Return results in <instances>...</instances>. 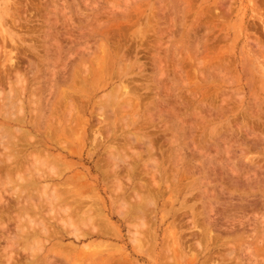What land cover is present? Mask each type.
Instances as JSON below:
<instances>
[{
	"label": "rangeland",
	"instance_id": "1",
	"mask_svg": "<svg viewBox=\"0 0 264 264\" xmlns=\"http://www.w3.org/2000/svg\"><path fill=\"white\" fill-rule=\"evenodd\" d=\"M249 1L0 0V96H3L0 97V109L8 102L9 95L19 94L28 114L27 121L39 126L42 132L52 120L50 103L60 99L65 91L77 93L74 102L80 112L85 114H82L81 127L78 125L71 139H80L83 145L76 149L80 153L78 157L63 159L69 165H77L71 170L67 169L69 171H65L64 176L81 172L89 178L98 197H101L98 200L91 199L90 202L101 205L108 215V228L111 226L114 229L109 228L112 231L108 238L87 237L77 241L74 237L76 227L80 231H86L88 227L77 220L73 221V226L62 224V217H67L62 215V211H57L59 214H56L54 207L55 211L53 209L47 213L49 211L45 208L41 215L49 224L50 234H40V229V233L32 232L38 225L32 230L28 229L32 223L39 224L37 219L44 220L38 218L40 215L34 217V213L30 212V218L33 216L34 220L32 219L31 224L26 221L27 226L24 224V229L26 226L30 236L25 235V231L22 232L23 235L19 232L23 237L21 239L16 235L19 231L16 227L19 212L13 209L14 211H7L11 214L9 216L0 215V264H112L110 259L119 252L118 247L129 259L139 264H264V0ZM31 3L39 7L38 11L42 9L41 13L37 12L40 17L30 16L34 11ZM10 54H13L18 63L22 61L20 71L26 76V90L20 88L22 84L20 81L16 82L15 72L9 70L7 57ZM28 59L35 61V66L28 68ZM119 63L127 65V70L120 72L123 83L134 93L128 95L133 97L130 100L133 104L129 101L130 108L117 104L113 107L114 110L103 107V114L108 116L106 121L108 124L112 123L111 128L115 133L99 148V135L96 134L95 141H91L92 135L89 128L86 130L84 122L86 117L88 123L90 120L91 124L96 122L97 109L112 87L106 85L105 89L104 83L102 86V83L98 84V77L94 79L90 73L94 68L98 69L105 64L108 75L104 72L103 76L104 80H108L111 74L109 72L113 70V67L110 70V65ZM30 68H33V73ZM4 72H10V81L13 83H7ZM57 76L64 82L54 84L51 79H57ZM88 80L93 85L101 86L95 94L90 95L91 84ZM36 100L39 102L36 103ZM98 111L101 112L99 109ZM173 112L177 114L174 115ZM175 116L177 117L174 118ZM122 118L129 122L127 127L123 125ZM175 121L179 123L177 131L172 124ZM1 124L5 125L2 117ZM132 135L146 139L145 142L150 141V155H147L146 144L140 145ZM101 137H104V132ZM124 138L129 139L130 144L122 145L121 139ZM106 145H109L108 151L112 149L110 153L123 156L130 165L133 166L138 161L133 168L135 171L131 174L121 171L118 178L111 176L105 179L96 164L106 155ZM97 147L99 149L96 151ZM138 149L142 153L140 160L133 153L136 150L139 152ZM92 151L95 152L91 153ZM151 157L154 160L156 158L155 162L160 164L157 165L159 167H155L156 163L151 161ZM33 164L35 169L46 170L45 165ZM119 165L122 166L123 163L119 162ZM28 168L34 172L31 164ZM152 175L158 184L151 181ZM128 176L132 178L130 182ZM117 180L119 184L123 182V188L120 187L123 190L125 187L124 192L119 190ZM12 185L14 183L10 184L11 188L6 186V192L1 190L3 197L10 199L7 207H12L15 202L11 201V198H15L11 192ZM146 186L150 189L147 190ZM34 189L28 194L32 193L31 197L36 199L41 188ZM136 190L138 193L141 191L142 195L149 191L150 196L152 195L149 199H155V204L146 211L145 227L139 226L145 243L142 242L143 247L140 245V248L131 238L135 232L134 220L128 217L121 221L117 212L119 202L125 199L133 202ZM87 193L82 191V195ZM58 206L60 204L56 208ZM52 212L59 216L52 217ZM194 220L199 221L200 229L205 225L209 231L208 239H202L200 248L196 246L193 235L200 230L191 229V221ZM4 225H7L6 231L2 230ZM71 227H75V230L70 229ZM36 228L34 231H38ZM8 234L16 235L15 241L7 242ZM32 235L36 238L38 236L37 239L33 238L37 241H32ZM173 239L176 244L172 242ZM94 244L103 246L98 248ZM230 250L231 255L227 253Z\"/></svg>",
	"mask_w": 264,
	"mask_h": 264
},
{
	"label": "bare ground",
	"instance_id": "2",
	"mask_svg": "<svg viewBox=\"0 0 264 264\" xmlns=\"http://www.w3.org/2000/svg\"><path fill=\"white\" fill-rule=\"evenodd\" d=\"M30 1V0H29ZM34 1V0H33ZM88 1V0H87ZM235 1V0H234ZM249 1V0H248ZM83 2V1H82ZM151 2V1H150ZM185 2V1H184ZM250 2V1H249ZM252 2V0H251ZM261 2V1H260ZM33 3V2H32ZM31 3V8H33L34 11L31 12L30 16H33V18H37V17H40V11H38V8L39 7H36L34 6V4ZM35 3V2H34ZM189 3V2H188ZM187 3V4H188ZM228 3V2H227ZM264 3V2H263ZM26 4V3H25ZM37 4V3H35ZM221 4V3H220ZM236 4V3H235ZM234 4V5H235ZM245 4V3H244ZM250 4V3H249ZM195 5V4H194ZM226 6V5H225ZM255 6V5H254ZM253 6V7H254ZM263 6V5H262ZM51 7V6H50ZM56 7V6H55ZM160 7V6H159ZM158 7V8H159ZM164 7V6H163ZM166 7V6H165ZM184 7V6H183ZM222 7V6H221ZM227 7V6H226ZM252 7V8H253ZM256 7V6H255ZM41 8V7H40ZM195 8V7H194ZM230 8V7H229ZM228 8V9H229ZM20 9V8H19ZM160 9V8H159ZM162 9V8H161ZM222 9V8H221ZM232 8H230V11H231ZM235 9V8H234ZM227 10V9H226ZM246 10V9H245ZM252 10V9H251ZM46 11V10H45ZM62 10H60L61 12ZM235 11V10H233ZM26 12V11H25ZM37 12H40L39 14ZM54 12V11H53ZM161 12V11H160ZM164 12V11H163ZM213 12V11H212ZM232 12V11H231ZM22 13V12H21ZM19 13V15L21 14ZM37 13V15H36ZM62 13V12H61ZM60 13V14H61ZM218 14V12H216ZM233 13V12H232ZM231 13V14H232ZM245 13V12H244ZM254 13V12H253ZM139 14V13H138ZM161 14V13H160ZM214 14V13H213ZM216 14V15H217ZM228 14V13H227ZM256 14H258L256 12ZM24 15V14H23ZM39 15V16H38ZM179 15V14H178ZM25 16V15H24ZM79 16V15H78ZM76 16V17H78ZM136 16V15H135ZM172 16V15H171ZM213 16V15H212ZM220 16V15H219ZM223 16V15H222ZM243 16H246V15H243ZM255 16V14H254ZM146 17V16H145ZM215 17V16H214ZM221 17V16H220ZM262 17V16H261ZM264 17V15H263ZM136 18V17H135ZM134 18V19H135ZM159 18V16L157 17ZM172 18V17H171ZM217 18V17H216ZM228 18V17H227ZM47 19V18H46ZM151 19V18H150ZM155 19V18H154ZM168 19V18H167ZM262 19V18H261ZM67 20V18H66ZM70 20H71V17H70ZM53 21V20H52ZM75 21V20H73ZM172 21V20H171ZM48 22V21H46ZM66 22V21H65ZM155 22V21H154ZM186 22V21H185ZM243 22V21H242ZM60 23V22H59ZM174 23V22H173ZM69 24V23H68ZM135 24V23H134ZM153 24V23H152ZM156 24V23H155ZM169 24V23H167ZM222 24V23H221ZM246 24V23H245ZM151 26V25H150ZM70 27V26H69ZM73 27V26H72ZM138 27V26H137ZM155 27V26H153ZM151 27V28H153ZM165 27V25H164ZM224 27V26H223ZM226 27V25H225ZM167 28V26H166ZM171 28V27H170ZM169 28V29H170ZM136 29V28H135ZM159 29V28H158ZM162 29V27H160V30ZM46 30V29H45ZM152 30V29H151ZM174 30V29H173ZM170 31V30H169ZM34 32V31H33ZM159 32V30H158ZM157 32V33H158ZM162 33V32H161ZM164 33V32H163ZM167 34V33H166ZM244 34V33H243ZM163 36V35H162ZM55 38V37H54ZM71 38V37H70ZM12 39V38H11ZM37 39V38H36ZM150 39V38H149ZM157 39V38H156ZM169 39V38H167ZM23 40V39H22ZM159 40V39H157ZM243 40V39H242ZM76 41V40H75ZM160 42V41H159ZM238 42V41H237ZM55 43V42H54ZM162 43V42H161ZM161 43H159L161 45ZM260 43V42H259ZM58 44V43H57ZM261 44V43H260ZM63 45V44H62ZM61 45V46H62ZM176 45V44H175ZM259 45V44H257ZM60 46V45H59ZM174 46V45H173ZM248 46V45H246ZM158 46H156L157 48ZM161 47V46H160ZM176 47V46H175ZM250 47V46H249ZM106 48V47H105ZM260 48V47H259ZM250 49V48H249ZM252 51V50H251ZM117 52V51H116ZM18 53V52H17ZM175 53V52H174ZM108 54V52H107ZM9 55V54H8ZM174 55V54H173ZM70 56V55H69ZM98 56V55H97ZM35 57V56H34ZM95 57V56H94ZM109 57V56H108ZM241 57V56H240ZM107 58V57H106ZM161 58V57H160ZM19 59V58H18ZM100 59H103V58H100ZM116 59V58H115ZM157 59V58H156ZM165 59V58H164ZM7 62L9 64V70L10 71H14V75L17 76L16 79V82H21L22 86L20 85V88L22 87V90L25 89V86H26V76L25 74H23L20 69H21V65H20V62L22 63V61H20L19 63L17 62V59L14 58L13 54H10L9 57H7ZM131 60V59H130ZM162 60V58H161ZM177 60V59H176ZM38 61V60H37ZM101 61V60H100ZM104 62V60H102ZM122 61V60H121ZM120 61V62H121ZM154 61V60H153ZM27 64L26 66H28V68L32 65H34L35 61L31 60V59H28L27 60ZM102 62V63H103ZM124 62V61H123ZM62 63V62H61ZM98 63V62H97ZM106 63V62H105ZM108 63V62H107ZM125 63V62H124ZM130 64V62H128ZM38 65V62L36 63ZM41 64V63H40ZM36 65V66H37ZM96 65V64H95ZM164 65V64H163ZM25 66V67H26ZM35 66V65H34ZM41 66V65H40ZM111 67L110 70H112L111 72H109V78H107L108 80H104V72L107 73V68L105 66V64L103 66H99L100 68H94L95 70H91L89 71L90 75L94 76V79H96L98 77L99 79V83L98 84H101V86L103 85V87L106 89L108 87V85H111V89L110 91L108 92V94H105V99L103 97L100 98L102 99L101 101V104L99 106V110L101 112L98 111L97 109V112H96V122L91 124V120L89 121L88 123V120H87V117H86V120L84 122V124L87 126L86 127V130H90V135H92V140L95 141V135L98 134L99 135V140L97 142V145L99 148L103 147L104 144H105V141L108 140L115 132H113L114 130L111 128L112 127V123L111 124H108V122L106 121V117L108 116H105L103 114L104 112V108L103 107H108V108H112L111 110H114L113 107H115L117 104L120 106V107H125L127 106L128 108H130L129 106V101L131 100V98L133 97H129L128 95H133L134 93L132 92V90L130 88H128L127 85H125L123 83V75L121 72H123L124 70H127V65H122V63H119L118 65L117 64H114L113 66L110 65ZM140 66V65H139ZM90 67V66H89ZM113 67V68H112ZM37 68V67H36ZM112 68V69H111ZM25 69V68H24ZM27 69V68H26ZM32 69V73H33V68H30ZM29 69V70H30ZM144 69V68H143ZM163 69V68H162ZM52 70V69H51ZM122 70V71H121ZM12 71V73H13ZM88 71V70H87ZM121 71V72H120ZM164 71V70H163ZM162 71V72H163ZM30 72V71H29ZM64 72V71H63ZM31 73V74H32ZM35 73V72H34ZM62 73V72H61ZM66 73V72H65ZM63 73V74H65ZM5 74V72L3 73ZM10 72L6 73L4 78L6 79L7 83L11 82L10 81V76H9ZM28 74V73H27ZM79 74V73H78ZM164 73H162L163 75ZM54 75H55V71H54ZM57 75V74H56ZM85 76H87L86 74H84ZM108 75V73H107ZM167 75V74H166ZM12 76V75H11ZM97 76V77H96ZM114 77V78H113ZM150 77V76H149ZM12 78V77H11ZM13 79V78H12ZM65 79V78H64ZM82 79V78H81ZM147 79V78H146ZM42 80V79H40ZM53 81L54 84H58L60 82H64V80H61V78H58L57 76V79L55 77V79H51ZM2 81V79H1ZM0 81V83H2ZM51 81V82H52ZM82 81V80H81ZM89 81V84H91V87H90V95L91 93L92 94H95L97 92V90L100 87H95L96 85H93V83L91 82L90 83V80ZM87 81V82H88ZM110 81V82H109ZM5 82V81H4ZM75 82V80L73 81ZM77 82V81H76ZM261 82V81H260ZM13 83V82H11ZM97 83V82H96ZM166 83V82H165ZM78 84V83H77ZM83 84V83H82ZM11 85V84H9ZM48 85V83H47ZM107 85V87H106ZM52 86V84H51ZM149 86V85H148ZM53 87V86H52ZM0 88H2L0 86ZM44 88V87H43ZM82 88V87H81ZM87 88V87H86ZM144 88V87H143ZM147 88V86H146ZM149 88V87H148ZM151 88V87H150ZM15 89V88H13ZM19 89V88H18ZM42 89V88H41ZM137 89V88H136ZM10 90V89H9ZM17 90V89H15ZM21 90V89H20ZM26 90V89H25ZM65 90V89H64ZM89 90V88L87 89ZM36 92V90H34ZM44 91V90H43ZM155 91V90H154ZM13 94H14V91H12ZM11 92V93H12ZM38 92V91H37ZM36 92V93H37ZM62 92V91H61ZM80 92V91H79ZM138 92V91H137ZM141 92V91H140ZM18 93V92H17ZM25 93V92H23ZM43 93V92H42ZM51 93V92H50ZM39 94V93H37ZM77 93L76 92H73L71 90V93H69L68 91H65L63 92V94L61 95L60 99H57L54 100V102L50 103L51 106H49L47 104V101H46V107L47 105L49 106V111H50V114H51V122L49 123V125L47 126V128L41 132L40 130V127L39 126H36L34 125L33 122L31 121H27V117H28V114L27 112L25 111L24 109V104H23V98L20 97L19 94H14V95H9V100L8 102H6L4 104V107H1L0 109V117H2V120L3 122L5 123V125L1 124V128H0V204H1V207H0V215L2 217H4V215L6 216H9L11 215L10 211H12L13 209L14 210H17L15 212H19L18 213V216H16V220H17V226L15 224V226L19 229H15L18 231V233L16 234V232L14 234H16L17 236L20 234V235H23L22 232L25 231V235L27 236H30V233H28V229L32 230L36 225L35 228L36 230L40 229V232L39 230L38 231H34V229L32 230V232L34 233H40V234H50V228H49V224L47 222V220H45L43 217H41V215H43L44 213V210L45 208L49 211H45L47 213H50L51 211H53L54 207L56 209H54L55 213L58 211L59 213L62 211L63 212V216H66L67 218L65 219V217H62V224L64 223V225L66 224V226H73L75 223L73 222L74 220H77L79 221L81 224H84L83 226L84 227H88V230L86 231H80V230H77L78 227H76L77 229L75 230L74 228H70V229H73L75 230L74 231V237L77 239H82V238H108L110 237V234L111 232L110 231H114L113 228H111V226L109 228L110 231H109V219L108 218V215L104 212V210L102 209L101 205L100 204H97L95 202L91 203L90 201L92 200H95V198L98 200L100 199L101 197H98L97 195V192L96 190L94 189L93 185L90 183L89 181V178L81 173V172H73L67 176H64L65 174V171H69L71 169H73V167L76 165V164H72V165H69L68 163L64 162L63 159L65 158H68V157H78L80 153H78V151L76 150L79 146L83 145V142L79 141L78 139L74 138V139H71V135L74 133V131L76 130V128L78 127V125L80 126L81 123H83V118H82V114L84 113H81L79 108L77 107L76 103L74 102V98H75V95ZM137 94V93H136ZM31 95L32 92H31ZM41 95V94H40ZM53 95V94H52ZM87 95V94H86ZM140 95V94H139ZM189 95V94H188ZM80 96V95H79ZM78 96V97H79ZM101 96V95H100ZM123 96V97H122ZM141 96V95H140ZM0 97H3L2 95ZM24 97V96H23ZM33 97V96H32ZM34 97H35V94H34ZM77 97V95H76ZM122 97V98H121ZM83 98V97H82ZM34 99V98H32ZM41 99V98H40ZM79 99V98H78ZM100 99H98L100 101ZM122 99V100H121ZM91 99L89 98V101ZM169 100V99H168ZM25 101V100H24ZM37 101V100H36ZM35 101V102H36ZM51 101V100H49ZM77 101V99H76ZM80 101V100H79ZM104 101V102H103ZM132 101V100H131ZM130 101V102H131ZM139 101V100H138ZM32 102V101H31ZM34 102V103H35ZM39 100L36 102L38 103ZM78 102V101H77ZM84 102V101H82ZM81 102V103H82ZM137 102V101H136ZM132 103V102H131ZM172 103V102H171ZM133 104V103H132ZM131 104V105H132ZM173 104V103H172ZM180 104V103H179ZM38 105V104H37ZM99 105V104H98ZM36 106V105H35ZM40 107V106H39ZM61 107H63L61 109ZM85 107V106H84ZM36 108V107H35ZM48 108V107H47ZM173 108V107H172ZM33 109V108H32ZM38 109V108H37ZM40 109V108H39ZM28 110V109H27ZM48 110V109H46ZM108 110V109H107ZM120 110V109H118ZM127 110V109H126ZM36 111V109L34 110V112ZM123 111V110H122ZM121 111V112H122ZM29 112V111H28ZM40 112V111H39ZM120 112V113H121ZM125 112V111H124ZM155 112V111H154ZM177 112V110H176ZM175 112V113H176ZM92 113V112H90ZM174 113V112H173ZM174 113V115H176ZM46 114V112H45ZM45 114H44V117H45ZM85 114V113H84ZM113 114V113H112ZM33 115V114H32ZM35 115V113H34ZM48 115V114H47ZM120 115V114H119ZM136 115V114H135ZM85 116V115H84ZM91 116V114H90ZM130 116V115H129ZM127 116V117H129ZM132 116V114H131ZM94 117V116H93ZM113 117V116H112ZM111 117V118H112ZM177 116H175L174 118H176ZM124 118V117H123ZM123 125H125L127 127L128 123L126 122V119H123ZM132 118V117H131ZM109 119V118H108ZM129 119V118H128ZM127 119V120H128ZM150 119V118H149ZM33 120V118L31 119ZM39 120V119H38ZM110 120V119H109ZM130 120V119H129ZM136 120V119H135ZM134 120V121H135ZM176 120V119H175ZM121 121V120H120ZM44 122V120H43ZM112 122V120H111ZM131 122V121H130ZM152 122V121H151ZM83 124V125H84ZM95 124V125H94ZM105 124V125H104ZM143 124V123H141ZM154 124V123H153ZM174 125V127L176 126V129L175 131H177V129L179 128V123L177 121L173 122L172 123ZM45 126V124H43ZM84 125V126H85ZM122 125V123L120 124ZM95 126V127H94ZM161 126V125H160ZM26 127V128H25ZM81 127V126H80ZM141 127V125L139 126ZM143 128V127H142ZM147 128V127H146ZM165 128V127H164ZM119 129V128H118ZM121 129V128H120ZM126 129V128H125ZM145 129V128H143ZM183 129H184V126H183ZM81 130V129H80ZM130 131V130H129ZM35 132H37L35 134ZM82 133L83 130L81 131ZM88 132V131H87ZM104 132V137H101V133ZM131 132V131H130ZM134 132V131H133ZM117 133V132H116ZM123 133V132H122ZM181 133V132H180ZM80 134V132H79ZM127 134V133H124V135ZM131 134H135V133H131ZM41 135V136H39ZM120 135V134H119ZM174 135V134H173ZM81 136V135H80ZM118 136V135H117ZM131 136V135H130ZM134 140L136 141H139V144H146L145 146H147V152L149 154H146L147 155H150L151 154V143L149 142H145L146 139H142L141 137H138V136H135V135H132ZM116 137V136H115ZM125 137V136H124ZM82 138V137H80ZM178 138V137H177ZM176 138V139H177ZM118 139V137H117ZM260 139V138H259ZM114 140V139H113ZM112 140V141H113ZM122 140V145H127V144H130V140L129 139H121ZM132 140V139H131ZM150 140V139H149ZM97 141V140H96ZM171 141V139H170ZM175 139L172 141L174 142ZM114 142V141H113ZM134 142V141H133ZM169 142V141H168ZM111 143V142H110ZM96 144V143H95ZM93 144V145H95ZM118 144V143H116ZM137 144V143H135ZM174 144V143H173ZM92 145V147H93ZM131 147V145H129ZM96 148V151L99 149V148ZM115 147V146H113ZM122 147V146H121ZM95 148V146H94ZM93 148V149H94ZM116 148V147H115ZM154 148V147H153ZM109 145H106L105 146V150L107 151L106 152V155L103 157V160H100V161H97V164H96V167L98 166L102 172V176L105 178V179H108L109 177H113V176H117L118 178V174L121 172V171H124V172H128V174H131L132 171H135L133 170V168L136 166V163L132 162V164L134 163V165H130L129 163L126 162V159L123 158V156H116V155H113V153H110L111 150H109ZM123 149V148H122ZM124 150V149H123ZM139 150V149H138ZM141 150V149H140ZM139 150V152H136L134 151L133 153L135 154L136 156V159L140 160L142 159V156H141V151ZM118 151V150H117ZM144 151V150H143ZM142 151V152H143ZM154 151V150H153ZM181 151V150H180ZM95 151H92L91 153H93ZM125 152V151H124ZM105 154V152H104ZM92 155V154H91ZM129 155V154H128ZM93 156V155H92ZM130 156V155H129ZM157 156V155H156ZM176 157V156H175ZM91 158V157H90ZM131 159V158H130ZM150 159V158H148ZM151 159H153L151 157ZM72 160V159H71ZM75 160V159H74ZM99 160V159H98ZM118 164H117V162ZM152 162L156 163V158L155 160H151ZM177 161V160H176ZM119 162H122L123 165L120 166L119 165ZM147 162V161H146ZM145 162V165H148L146 164ZM33 163H36L37 165L41 164V165H45V169L46 170H41L40 168L39 169H35V165ZM79 163V162H77ZM149 163V161H148ZM154 163H152L154 165ZM159 163V162H158ZM31 164V168H34V172H31V170H29V165ZM81 164V163H80ZM140 164V163H139ZM138 164V165H139ZM101 165H102V168H101ZM110 165V166H109ZM157 165H160V164H155V167H159ZM177 165V164H176ZM40 166V165H39ZM37 166V167H39ZM77 166V165H76ZM112 166V168H111ZM42 167V166H41ZM144 167V166H143ZM154 167V166H153ZM154 167V168H155ZM153 168V169H154ZM180 168V167H179ZM27 170V172H29L27 175H24L26 173H22L23 170ZM69 169V170H67ZM152 169V168H151ZM32 170V171H33ZM157 170V168L155 169ZM176 170V169H175ZM180 170V169H179ZM144 171V170H143ZM140 172V170H139ZM136 173H137V170H136ZM141 173V172H140ZM139 173V174H140ZM15 174V175H14ZM173 174V173H172ZM127 175V174H126ZM137 175V174H136ZM149 175V174H148ZM154 175V174H153ZM153 175L151 177H153ZM165 175V174H164ZM163 175V177L165 178V176ZM160 176V175H159ZM97 177V176H96ZM125 177V176H124ZM142 177V175H141ZM140 177V178H141ZM148 177V176H147ZM129 178V182H130V176H128ZM154 178L155 176L151 179V181L153 182L154 181ZM104 179V180H105ZM115 179V178H114ZM126 179V178H124ZM146 179V178H145ZM176 179V178H175ZM112 180V179H111ZM107 181V180H106ZM105 181V182H106ZM122 180H120L121 182ZM141 181V180H140ZM156 181V180H155ZM154 181V182H155ZM96 182V181H95ZM111 182H114V181H111ZM118 182V180H117ZM116 182V183H117ZM128 182V183H129ZM142 182V181H141ZM148 182V181H147ZM150 182V181H149ZM14 183V186L12 187V194L14 195V200H12L13 198H11V201H15L14 204L12 203V207H7L9 205V203L7 201L9 200H6L5 197H3V194L1 193L2 191H7L6 190V186L10 184H13ZM18 183V184H17ZM157 183V181H156ZM106 184V183H105ZM111 184V183H110ZM109 184V185H110ZM114 184V183H113ZM119 184V182H118ZM123 184V182H121L118 187L120 188L119 190H123L121 189V187L123 188V186H121ZM135 184V183H134ZM158 184V183H157ZM18 185V186H17ZM108 185V186H109ZM130 185V184H129ZM137 185V184H136ZM143 185V184H142ZM149 185V184H148ZM115 186V185H113ZM112 186V188H113ZM121 186V187H120ZM150 186V185H149ZM37 187H40L41 188V191L38 190V195H36V192H35V195H36V199L35 198H32V193L31 194H28V192H30V190H33L34 188H37ZM102 187V186H101ZM110 187V186H109ZM108 187V188H109ZM141 187V186H140ZM147 187V186H146ZM145 187V188H146ZM188 187V186H187ZM11 188V186H10ZM105 188V187H104ZM117 188V187H116ZM145 188L144 191H145ZM152 188V187H151ZM118 189V188H117ZM140 189V188H139ZM150 187H147V190H149ZM154 189V188H153ZM2 190V191H1ZM36 191V189H34ZM114 190V188H113ZM113 190H112V193H113ZM124 190H125V187H124ZM124 190L122 192H124ZM142 190V189H140ZM159 190V188H158ZM82 191H85V192H93V193H87V195H82ZM99 191V190H98ZM118 191V190H116ZM115 191V193H117ZM142 191V192H144ZM10 192V191H8ZM10 192V193H11ZM137 192V190L135 191ZM141 192V191H140ZM135 193V198H133V202H129L127 199L126 202L125 200L124 201H121L119 202L118 204V215H119V218L121 219V221H125L126 219H128V217H131L133 220H134V226L135 227V232L133 233L134 235L132 236L131 235V238L133 237V240L132 242L134 241V243L136 244V246L138 248L140 247H143L142 246V238H144L142 236V232H140V227L139 226H144L145 227V222H144V218L146 219L145 217V214L147 210H149V206H152L153 204H155L154 200L155 199H152L154 197H152L151 199H149V191L145 194V195H142L141 193ZM34 193V192H33ZM151 193V192H150ZM154 193V192H153ZM84 194V193H83ZM118 194H119V191H118ZM7 195V194H5ZM93 195V196H92ZM116 195V194H115ZM158 195V194H157ZM12 197V195H10ZM99 196H101L99 194ZM119 196V195H117ZM126 196V195H125ZM130 196V195H129ZM152 196V195H151ZM150 196V197H151ZM5 198V199H4ZM131 198V199H132ZM92 199V200H91ZM123 200V199H122ZM10 202V201H9ZM7 204V205H4ZM60 204V207L59 208H56L57 205ZM11 205V204H10ZM63 205V207H61ZM100 205V206H99ZM191 205V204H190ZM106 206V205H105ZM48 207V208H47ZM104 207V206H103ZM189 208H191L189 206ZM161 209V207H160ZM245 209V208H244ZM13 210V211H14ZM184 210V209H183ZM8 211V212H7ZM193 211V209H192ZM30 212H33L34 213V217L37 216V215H40L38 216L39 219H44V220H36L37 222L39 221V224L32 223V225H30L31 221L33 222V216L32 218H30ZM57 212V213H58ZM61 212V213H62ZM167 212V211H166ZM53 213V212H52ZM51 213V214H52ZM55 213L52 214V217H55L56 216H59V215H54ZM56 213V214H57ZM58 213V214H59ZM264 213V212H263ZM13 214V213H12ZM46 214V213H45ZM50 214V215H51ZM261 215V214H260ZM28 216V217H27ZM162 216H164L162 214ZM12 217V216H11ZM14 217V216H13ZM61 217V216H60ZM59 217V219H60ZM148 218V217H147ZM166 218V217H165ZM13 219V218H12ZM24 219H25V222H24ZM33 219V220H32ZM131 219V220H132ZM192 219V218H191ZM264 219V217H263ZM8 220V219H7ZM11 220V219H10ZM53 220V219H52ZM3 221V220H2ZM26 221H28V223H30V227L27 229V225H26ZM57 221V219H56ZM148 221V220H147ZM193 221V220H192ZM193 224H191V229L193 228H198V230H200L199 232L196 231L194 235L195 237V244L197 247H201V244H202V239H205L207 238L208 239V233L209 231H207V227L204 225V227H202L201 229L199 228V224L198 222H196V220H194V222H192ZM76 222V221H75ZM61 223V222H60ZM74 223V224H73ZM128 223V222H126ZM4 224V223H3ZM24 224L26 225L25 226V229H24ZM204 224V223H203ZM207 224V223H206ZM9 225V224H8ZM64 225H61V226H64ZM5 226V227H4ZM2 230L7 227V225H4ZM65 226V228H66ZM79 226V225H77ZM173 226V225H172ZM209 226V225H208ZM14 227V226H13ZM52 227V226H50ZM138 227V229L136 228ZM11 227H9L10 229ZM54 228V227H53ZM148 228V227H147ZM145 228V229H147ZM173 228V227H172ZM27 229V230H26ZM80 229V228H79ZM84 229V228H83ZM148 230V229H147ZM169 230V229H168ZM6 231V230H5ZM8 231V230H7ZM12 231V229H11ZM10 231V232H11ZM14 231V230H13ZM142 231H143V228H142ZM20 232V233H19ZM144 232V231H143ZM146 232V231H145ZM148 232V231H147ZM114 233V232H113ZM112 233V234H113ZM132 233V232H130ZM29 234V235H28ZM70 234V233H69ZM147 235L149 233H146ZM154 234V233H153ZM10 236L9 234L7 235V242H10L12 243L11 241H15V236ZM19 235V236H20ZM52 235V233H51ZM115 236V234L113 235ZM170 236V235H169ZM21 237V236H20ZM32 239L33 238H36L35 236L33 237V235L31 236ZM30 237V238H31ZM57 237V236H56ZM224 237V236H223ZM29 238V239H30ZM38 238V236H37ZM36 238V239H37ZM94 238V239H95ZM146 238V237H145ZM153 238V237H152ZM19 239V237H18ZM21 239H23V237H21ZM19 239V240H21ZM150 240V239H149ZM154 240V239H153ZM263 240V239H262ZM32 241H37V240H32ZM47 242V241H46ZM101 242V241H100ZM106 242V241H105ZM154 242V241H153ZM173 243H175V239L172 240ZM263 242V241H262ZM40 243V242H39ZM41 243L42 240H41ZM144 243V242H143ZM19 244V243H18ZM134 244V245H135ZM145 244V243H144ZM176 244V243H175ZM174 244V245H175ZM188 244V243H187ZM206 244V243H205ZM262 244V243H261ZM8 245V244H7ZM16 245V244H15ZM41 245V244H40ZM44 245V244H43ZM64 245V244H63ZM66 245V244H65ZM95 246L97 244H94ZM102 245V244H101ZM99 246L97 245V247H102V246ZM141 245V246H140ZM170 245V244H169ZM9 246H12L11 244H9ZM21 246V245H20ZM74 246V245H73ZM93 246V247H95ZM140 246V247H139ZM188 246V245H187ZM190 246V245H189ZM61 247V245H60ZM88 247V246H87ZM87 247L85 249V253L87 251ZM237 247V246H236ZM90 248V247H89ZM92 248V247H91ZM96 248V247H95ZM110 249V248H109ZM117 249V248H116ZM116 249H113L116 250ZM196 249V248H195ZM91 250V249H90ZM117 250L119 252H117ZM116 251L114 252H117L115 253L114 256L118 255L119 257L118 258H115L114 256L110 259V263L112 264H139L137 263V261L135 260H132V259H129V256L127 254H124L121 249H117ZM201 250V249H200ZM8 251V250H7ZM34 251V250H33ZM52 251V250H51ZM55 251V250H54ZM106 251V250H104ZM173 251V250H172ZM180 251V250H179ZM232 250H230L229 252H227L229 255L232 254L231 252ZM32 252V251H31ZM71 252V251H70ZM4 253H7V252H4ZM61 253V252H60ZM83 253V252H82ZM85 253L83 254L84 257H85ZM177 253V252H176ZM12 253H10L11 255ZM15 254V253H13ZM33 254V253H32ZM101 254V253H100ZM103 254V253H102ZM114 254V253H112ZM4 255V254H3ZM8 255V254H7ZM82 255V254H81ZM199 255V254H197ZM227 255V256H229ZM98 256V255H97ZM167 256V254L165 255ZM220 256V255H219ZM222 256V255H221ZM9 257V256H8ZM12 257V256H10ZM83 257V258H84ZM168 257V256H167ZM232 257V256H231ZM230 257V258H231ZM250 257V256H249ZM14 258V257H13ZM169 258V257H168ZM223 257H221L222 259ZM226 258V256H225ZM7 259V258H6ZM35 259V258H34ZM82 259V258H81ZM94 259V258H93ZM164 259V258H162ZM171 259V258H170ZM208 259V258H207ZM227 259V258H226ZM11 260V258H10ZM168 260V259H167ZM174 260V259H173ZM209 260V259H208ZM33 261V260H32ZM172 261V260H171ZM213 261V260H212ZM218 261V260H217ZM249 261V260H248ZM9 262V261H8ZM78 262V261H77ZM101 262V261H100ZM166 262V261H165ZM173 262V261H172ZM174 262H177L176 260H174ZM15 263V262H14ZM30 263V262H29ZM32 263V262H31ZM206 263V262H205ZM215 263V262H214ZM7 264V263H6ZM12 264V263H11ZM168 264V263H167ZM172 264V263H170ZM176 264V263H174ZM211 264V263H209ZM224 264V263H223ZM226 264V263H225ZM242 264V263H241Z\"/></svg>",
	"mask_w": 264,
	"mask_h": 264
}]
</instances>
